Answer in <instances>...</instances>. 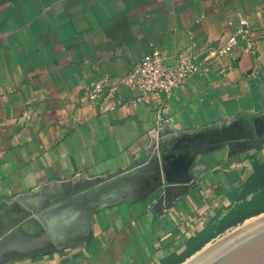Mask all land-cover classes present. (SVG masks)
Segmentation results:
<instances>
[{"label": "crops", "instance_id": "crops-1", "mask_svg": "<svg viewBox=\"0 0 264 264\" xmlns=\"http://www.w3.org/2000/svg\"><path fill=\"white\" fill-rule=\"evenodd\" d=\"M244 19L250 46L204 60L169 99L138 103L119 87L104 111L86 97L156 49L224 46ZM255 164L264 0H0V264H186L257 217L243 210ZM138 171L153 178L90 210L83 230L73 218L58 239L46 234L52 201Z\"/></svg>", "mask_w": 264, "mask_h": 264}, {"label": "water", "instance_id": "water-1", "mask_svg": "<svg viewBox=\"0 0 264 264\" xmlns=\"http://www.w3.org/2000/svg\"><path fill=\"white\" fill-rule=\"evenodd\" d=\"M142 172L138 171L109 180L97 181L84 190L76 191L73 198L65 200L63 204L58 206V203H55L56 201H52L47 211L40 216L46 234L54 240L58 239L66 232L68 223L72 222L73 218L75 227L80 229V231L83 230V227L88 222L90 210L103 207L117 200L120 191L126 190L131 182H146V178H150V180L153 178L151 176H143L145 174L142 175ZM162 173L165 182L169 183L171 179L169 178L166 163H163ZM156 176L160 178V175ZM150 180L147 182L149 183ZM173 182H176V180ZM263 214L210 246L202 253H198L199 255L195 258L193 257L186 264H264ZM80 231H77V234Z\"/></svg>", "mask_w": 264, "mask_h": 264}, {"label": "built area", "instance_id": "built-area-1", "mask_svg": "<svg viewBox=\"0 0 264 264\" xmlns=\"http://www.w3.org/2000/svg\"><path fill=\"white\" fill-rule=\"evenodd\" d=\"M242 22L243 30L238 31L224 46L208 48L204 53H198L191 46L171 57L156 49L142 57L129 72L118 77L111 87H107L109 79L106 76L88 85L85 89L86 97L93 107L104 111L112 109L109 105L105 106V101L112 97L119 87L138 92L139 96L135 101L138 103L151 95L169 99L183 87L186 80L200 72L204 60L217 59L229 53L240 41L250 46L248 21L244 19ZM162 124L163 120L159 116L156 126L160 129Z\"/></svg>", "mask_w": 264, "mask_h": 264}, {"label": "trees", "instance_id": "trees-1", "mask_svg": "<svg viewBox=\"0 0 264 264\" xmlns=\"http://www.w3.org/2000/svg\"><path fill=\"white\" fill-rule=\"evenodd\" d=\"M247 193H255L252 200L244 207V211L248 209H252V215L248 216L247 218L258 216L264 213V165L259 166L255 164L254 166V174L249 179L246 188ZM239 213V212H238ZM244 220L242 221V223ZM241 223V224H242ZM238 226V225H236Z\"/></svg>", "mask_w": 264, "mask_h": 264}, {"label": "rangeland", "instance_id": "rangeland-1", "mask_svg": "<svg viewBox=\"0 0 264 264\" xmlns=\"http://www.w3.org/2000/svg\"><path fill=\"white\" fill-rule=\"evenodd\" d=\"M98 185H99V184H98ZM263 206H264V204H263ZM48 213H49V211H48ZM242 226H244V224L238 225V226H236L235 228H233V229H231V230L225 232L223 235H221V236L218 237L215 241L211 242L207 247H205L204 250H206V248H209L210 246L214 245L215 243L219 242L220 240L224 239V238L227 237L228 235L232 234L234 231H236L237 229L241 228ZM204 250H203V251H204ZM203 251H201L200 253H202ZM200 253H199V254H200ZM199 254H198V255H199ZM196 256H197V255H196ZM196 256H195V257H196ZM195 257H194V258H195ZM192 259H193V258H192ZM189 261H190V260H189Z\"/></svg>", "mask_w": 264, "mask_h": 264}, {"label": "bare ground", "instance_id": "bare-ground-1", "mask_svg": "<svg viewBox=\"0 0 264 264\" xmlns=\"http://www.w3.org/2000/svg\"><path fill=\"white\" fill-rule=\"evenodd\" d=\"M263 215H264V214H263ZM263 215H262V216H263ZM260 217H261V216H260ZM257 218H259V217H254V218H252V219H249L248 221L245 222L244 225L248 224L249 222H251V221H253V220L257 219ZM228 236H229V235H228ZM206 249H208V248H206ZM204 251H205V250H204ZM191 260H192V259H191ZM191 260H190V261H191Z\"/></svg>", "mask_w": 264, "mask_h": 264}]
</instances>
